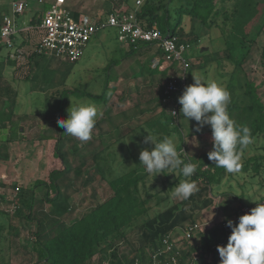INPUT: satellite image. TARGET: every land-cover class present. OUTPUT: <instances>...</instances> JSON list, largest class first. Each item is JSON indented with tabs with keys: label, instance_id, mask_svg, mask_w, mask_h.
Returning <instances> with one entry per match:
<instances>
[{
	"label": "trees",
	"instance_id": "obj_1",
	"mask_svg": "<svg viewBox=\"0 0 264 264\" xmlns=\"http://www.w3.org/2000/svg\"><path fill=\"white\" fill-rule=\"evenodd\" d=\"M227 1L144 0L138 7L136 0L135 2L121 0L126 4L122 10H136L137 18L144 27L153 28L157 26L165 37L177 36L180 42L191 45L200 42L201 34L193 26L188 28L189 23H198L200 27H208L209 29L220 27V20L228 13V8L222 6ZM84 3V0H81L72 8L76 16L82 14L79 6ZM232 5L234 8L232 33L225 40L227 57H234L232 46L236 50L241 48L240 52H242L245 49L246 41L254 39L253 33H256L255 37L260 33L264 37V0H233ZM259 11L260 15L257 17ZM109 12H100L97 5H93L91 9L83 10V14L101 19H105ZM3 50L4 47L0 45V54ZM126 55V59L135 56L140 61L139 75H137L145 78L143 82L145 86L158 89L156 99L159 106L162 107L161 115L160 118H156L157 114H153L148 120L147 126H150L153 132L160 129L167 135L169 134L171 138L175 134H181L183 132L181 124L171 128L174 122L171 106L168 103H163L167 82L172 76L178 74L177 72L174 73L165 82V77L170 76L172 66L169 65L161 69L160 66L152 67L151 65L153 58L160 57L163 59V51L159 42L133 44L129 46V52ZM245 56L244 53L240 63L244 61ZM261 57L264 62V38ZM61 62H66L69 65L74 63L68 60ZM12 64V62L9 63L0 59V130L10 129L8 137L4 141L0 140L4 146L18 139L29 138L23 134L21 124L27 116H17L15 111L18 90L5 76L6 67ZM114 65L115 62L108 67ZM59 71L61 80L56 82V77L53 76ZM53 72V79L48 78L50 74H45L48 84L51 83V87L44 89L46 96L48 99L54 98L55 100L56 98L53 102L54 109L50 108L47 113H61L63 116L59 118L67 119L65 106L68 96L66 95L80 91L78 88L71 89L66 86L67 71L57 69ZM116 82L117 77L111 74L104 92L96 96L101 106L110 103L118 89ZM244 87L245 94L250 100L247 103L229 104L228 108L229 114L236 124L249 127L253 137V142L243 150L240 172L250 174L252 177L264 178V154L246 157L247 153L256 147L257 141L264 140V102L261 100L254 82L245 78ZM88 95L95 96L90 93ZM128 95L127 92L125 96ZM50 103L47 100L46 105H50ZM106 115L108 118L110 117L108 114ZM44 119H46L45 116ZM104 120H98L93 130L97 129ZM47 131V133L40 135V139L56 142L54 156L58 159L59 165L50 170L47 180L38 179L31 188L21 189L20 186L19 190H16L18 185H15L10 197L5 193L0 194V203L10 199L11 204L15 206V215L11 216L1 211L3 213L1 216L9 218V220L17 218L24 219L26 223L36 222L38 224V229L30 233L33 252L37 256L36 264H96L97 256H99L98 264H151L153 255L162 247L163 239L167 235L178 228L200 223L201 212L216 205L215 190L222 186L229 174L208 159L209 151L199 156H187L182 151V148L185 147V135L182 136L183 141L177 146V150L181 152V159L185 163L192 162L198 165L196 173L190 179L197 183L199 191L189 199H178L154 216H150L151 199L155 194L146 189L149 173L144 171L140 160L137 161L136 167L108 178L105 171L107 169L108 171L112 170V167L111 162L107 160L111 153H106L110 147L107 144L106 135L100 134L102 146L88 156V159H91L90 163H87L86 158L82 159L79 164L73 165L68 153L63 150V144L66 141L75 142L73 149L78 153L83 142L75 137L67 139L69 134L64 132L65 129L59 127L58 123H52ZM201 133L206 134L212 140L211 129H203ZM163 138L158 137L157 141H162ZM261 146L264 150V142ZM0 156L8 158L9 155L6 152L3 155L0 153ZM93 167H96L99 172L98 180H105L110 189V195L102 201L97 199L95 189L90 194L88 192V189L93 185L94 177L90 174ZM83 175L81 190L75 189L77 180ZM177 179L182 181L185 177L180 172ZM173 185L174 182L171 183V187ZM0 186L3 187L4 185ZM36 187L46 189L43 199H37ZM71 189L73 192L82 191L79 205L71 206L72 195L69 193ZM45 204L51 205V209L46 210ZM14 229L17 233L19 227H14ZM15 233L10 230L5 221L0 220V264H15L10 255V250L14 245L12 237H17ZM230 234L231 232L226 230L222 221L204 227L196 238L187 243L188 247L183 252V259L190 260L195 264H203L201 258H205V254L210 252L211 246L220 241H228ZM211 258L213 264H220L218 260L221 258L218 251L214 252Z\"/></svg>",
	"mask_w": 264,
	"mask_h": 264
},
{
	"label": "rangeland",
	"instance_id": "obj_2",
	"mask_svg": "<svg viewBox=\"0 0 264 264\" xmlns=\"http://www.w3.org/2000/svg\"><path fill=\"white\" fill-rule=\"evenodd\" d=\"M79 1L81 0H68V3L73 4ZM132 1L135 2V0ZM84 2L86 7L83 10L90 9L92 5L98 3L97 0H84ZM31 3V6L23 14L17 16L19 26L25 25L32 16L39 18L48 9L47 4H41L38 0H32ZM114 3L115 7L123 6L121 0ZM232 4L233 0H228L222 5L224 8H228V13L220 20V27L209 29L208 27H200L198 23H189L188 28L193 26L201 34V40L196 45L192 44L191 48L183 54L189 64L187 72L188 85L195 82L194 77L203 79L205 82L222 84L231 95L230 104H241L250 100L244 91L245 78H248L255 83L261 100L264 102V62L261 57L263 34L260 33L255 37L256 33H253L254 39L246 41L245 49L242 52H240L241 48L236 50L232 46L234 57H227L225 40L232 33L234 21ZM112 8L111 4L101 9L100 12H109ZM260 11L257 12V17L260 15ZM126 48L128 50L125 52L121 49L117 29L107 27L100 30L93 37L81 59L71 65L66 62H61L58 65V69L67 71L65 77L66 86L71 89L74 87L78 88L80 91L66 95L68 96L65 106L67 118L69 115L67 110L70 108L71 103L74 105L77 101H87L99 109L100 114L97 121L105 119L97 129L93 130L92 138L87 142H83L78 153L73 149L75 145L73 141H66L63 144V150L68 153L73 165L79 164L82 159L86 158L87 163H90L91 159H88V156L102 146L100 134L106 135L107 144L110 146L106 153H111L109 156L107 155V160L111 162L112 167V170L108 171L107 169L105 171L108 178L136 167L140 151L144 148L151 149L154 147L150 142L145 143L147 135L152 136L156 140L158 137L169 136V134L167 135L160 129L157 132H153L150 126H147L148 120L153 114H157L156 118H160L161 115L162 107L159 106V102L156 99L158 89L145 86L143 83L145 78L138 76L140 61L135 56L126 59L129 47ZM5 52L6 50L3 51L4 54ZM244 53L246 54L245 59L240 63L239 61L243 59ZM113 62H115V65L109 68L108 66ZM181 70L180 68L176 69V67L172 68L170 76L165 77L164 81L166 82L176 72L180 74ZM33 72H36V77L33 74L29 79L25 78L15 81L10 76L9 78L12 80H8L5 74L7 80L11 81L10 83L20 91L15 111L18 114L17 116H27L26 120L21 124L23 134L29 136L28 139H18L14 143L10 142L11 144L8 143L4 146L2 141L8 137L10 130H8L9 128L0 130V140H2L0 141V144H2L0 145V153L3 155L7 152L9 155L8 158L0 156V185H4L3 187L0 186V194L5 193L8 197L13 194L15 185L21 186V189L31 188L36 180H47L50 170L59 165L58 159L54 156L56 142L54 140H42L40 135L47 133V128L52 123L56 124L59 117L63 116V114L47 113L50 108L54 109L53 102L56 98L55 100L54 98L48 99L38 89L40 87H49L51 83L41 82L40 79L43 73L39 68H35ZM111 74L117 77L116 84L118 89L110 103L106 106H101L96 96L104 92ZM52 76L53 74H50L48 78L53 79V77H56V82L61 80L60 71ZM127 92L129 95L126 97ZM88 93L95 96H89ZM47 100L51 102L50 105H46ZM106 114L110 117L108 118ZM44 116L47 120L44 119ZM145 121L147 122L145 123ZM178 124H181L183 132L168 138L172 139L176 146H179L183 141L181 139L182 136L184 137L185 135L184 149L187 156H199L212 150L213 142L211 138L201 133L203 129H211L210 126L205 125L197 132V122L191 119L188 121L181 111L179 118L173 122L171 128L177 127ZM70 137L73 139L71 135L66 138ZM263 142V139L257 141L256 147L249 151L246 157L264 154L261 146ZM180 172L179 169H176L174 173L166 172L157 176L155 173H151L148 175L146 189L155 194L151 199L150 216H154L157 212L172 205L179 199L174 198L172 192L181 182L177 179L180 176ZM98 173L96 167L91 169L90 174L94 177L92 182L94 186L92 185L88 192L90 194L95 189L97 191V199L102 201L110 195V189L105 180H98ZM83 179L84 175L77 180L75 189L81 190ZM173 182L174 185L171 187ZM35 189L37 199H43L46 189L43 187H36ZM141 190L143 191V188ZM81 192H73L72 189L69 191L72 195L70 199L71 206L79 205L82 196ZM214 194L217 199L216 205L201 212L200 223L202 229L211 226L214 222H221L232 217L233 212L245 203L256 204L261 201L264 197V178L252 177L250 174H243L240 171L238 173H229L222 186L216 189ZM9 200L0 203V220L5 221L6 225L14 233V227H19L18 231H16L17 233H15L17 237H12L14 245L10 250L11 258L15 264H36L37 256L33 252V242L30 233L38 229V224L36 222L26 223L24 219L17 218L9 220V218L1 216L3 214L1 211L11 216L15 215V206ZM45 207L46 210L51 209L49 204H45ZM175 232L181 235L182 229L178 228ZM128 251L126 252L128 253ZM98 263L99 256L96 257V264Z\"/></svg>",
	"mask_w": 264,
	"mask_h": 264
},
{
	"label": "built area",
	"instance_id": "obj_3",
	"mask_svg": "<svg viewBox=\"0 0 264 264\" xmlns=\"http://www.w3.org/2000/svg\"><path fill=\"white\" fill-rule=\"evenodd\" d=\"M42 1V0H41ZM144 0H136L139 7ZM28 6L25 1L13 3L10 13L4 14L0 22V45L8 50V58L10 60L21 62L29 51L32 53L55 57L70 62H76L84 55L85 49L93 37L102 29L113 27L117 29L118 40L123 46H131L141 42H159V46L163 51V59L155 57L152 60V67L171 65L172 68H180L181 73L167 82L163 99V103L171 106L174 121L180 116V104L178 97L183 94L184 89L188 85L187 72L189 64L183 57V54L191 48L190 43L180 42L177 36H164L157 26L153 28L144 27L138 20L136 10L124 11L122 9H114L110 11L105 19L87 14L76 16L69 6L68 0H54L48 9L41 15L36 23L30 26H19L17 16L23 14ZM25 36L22 40L17 37L22 33ZM38 38L33 42V37ZM26 41H31V50H28ZM25 44V45H24ZM176 64H178L176 66ZM184 66V67H183ZM19 185L16 190H19ZM258 203H264V198ZM257 204V203H256ZM256 204L245 203L237 208L231 219L238 224L239 217L245 213H249ZM227 220H223L226 230L231 232L232 229L227 226ZM182 229V234L172 232L167 235L162 242V247L153 255L151 264H195L190 260L183 259V252L187 249V243L196 238L202 229L200 223L187 225ZM227 241H220L211 246L209 253L205 254V258H201L203 264H213L212 254L217 252L218 245H225Z\"/></svg>",
	"mask_w": 264,
	"mask_h": 264
},
{
	"label": "clouds",
	"instance_id": "obj_4",
	"mask_svg": "<svg viewBox=\"0 0 264 264\" xmlns=\"http://www.w3.org/2000/svg\"><path fill=\"white\" fill-rule=\"evenodd\" d=\"M194 78L195 82L186 86L178 97L182 106L180 111L188 121L197 122V132L205 125L211 127L213 148L208 152V159L227 173H238L243 150L253 142L251 129L237 125L231 118L228 111L231 95L222 84ZM67 111L68 118H59L58 126L81 142L89 141L100 114L99 109L90 102L77 101L74 105L71 103ZM173 115L176 113L173 112ZM148 142L154 147L144 148L139 154L140 164L146 173L157 176L179 169L185 179L172 192L174 198L187 200L199 191L197 183L190 179L198 165L185 163L172 139L164 137L158 142L147 135L145 143ZM182 151L185 152L183 148ZM227 226L232 229L228 242L226 246H217L220 264H264V203H257L249 213L241 215L238 224L228 219Z\"/></svg>",
	"mask_w": 264,
	"mask_h": 264
},
{
	"label": "crops",
	"instance_id": "obj_5",
	"mask_svg": "<svg viewBox=\"0 0 264 264\" xmlns=\"http://www.w3.org/2000/svg\"><path fill=\"white\" fill-rule=\"evenodd\" d=\"M18 1H25L28 3V6L26 8V10L31 6V1L32 0H0V22H1V19H2V16L4 14H8L11 12L12 10V7H13V3L14 2H18ZM54 1V0H38L39 3L43 4H47L48 7L50 6L51 2ZM119 0H97V6L99 8V11H101V9H104L105 7L107 6H110L112 4L113 8L112 9H123L126 7V4L125 2H122L123 3V6L121 7H115L114 6V2H117ZM79 4V2H76V3H71L69 2V6L70 8L72 9L75 5ZM101 5V6H100ZM93 6V5H92ZM86 7L85 3L80 5L79 6V10H80V13H83V9ZM92 8V7H91ZM90 8V9H91ZM25 10V11H26ZM21 15V14H20ZM33 17V18H32ZM31 19L25 23L24 26H30V25H33L36 23V20L38 18L32 16ZM25 36V33L22 32L18 37L17 39L18 40H22L23 37ZM38 37L37 36H34L33 37V42L35 43L37 40ZM36 40V41H35ZM22 41H25V40H22ZM25 44L28 45V50H31V41H26ZM24 44V45H25ZM127 46H123L121 44V49H123V51L125 52L126 50H128L126 48ZM125 48V49H124ZM6 50L5 54L3 53V51ZM4 50L1 52L0 54V57L1 59L5 60L6 62H9V63H13L12 65H8L5 69V74L6 76L8 77V80H19V79H29L31 75H35L34 77H36V72H33V70L35 68H39V70L43 73V76L42 78L40 79L41 82H47L46 80V76L45 74H53L55 70L58 69V65L59 63H61L62 59H57V58H53V57H49V56H42V55H38V54H35V53H32L31 51H29V53L27 54L26 58L21 61V62H16V61H13V60H10L8 58V50L4 48ZM56 66V67H55ZM8 67H10V69H8ZM168 67V66H165V68ZM49 70V71H48ZM53 72V73H52ZM38 74H40V72H38ZM9 76L12 78L10 79ZM39 78V77H37ZM11 82V81H10ZM55 86V85H54ZM51 87V86H49ZM16 88V87H15ZM44 87H40L38 90L42 93H45L44 91ZM19 89H18V96H19ZM10 130V129H9ZM14 143V142H12ZM11 144V143H10ZM6 176V175H4Z\"/></svg>",
	"mask_w": 264,
	"mask_h": 264
}]
</instances>
